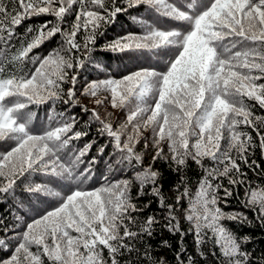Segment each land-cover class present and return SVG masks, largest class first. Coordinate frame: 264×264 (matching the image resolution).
Instances as JSON below:
<instances>
[{
  "label": "snow or ice",
  "instance_id": "obj_1",
  "mask_svg": "<svg viewBox=\"0 0 264 264\" xmlns=\"http://www.w3.org/2000/svg\"><path fill=\"white\" fill-rule=\"evenodd\" d=\"M141 8L147 16L132 15ZM121 14L140 30L107 37ZM34 16L55 20L21 35ZM57 37V47L35 51ZM97 50L119 57L116 75ZM81 97H94L106 113L108 105L122 110L124 120L114 127L111 113L102 116ZM41 105H48L46 122L34 128L30 106ZM257 105L264 109V0H0V203L8 214L0 213V252L11 253L0 264H163L138 246L160 224L154 214L141 217L151 205L141 206L146 195L157 198L163 227L179 234L178 243L193 237L201 259L264 264V255L244 247L251 237L224 223L264 228V186H252L241 166L260 168L248 159L257 147L264 157ZM93 126L106 143L88 139ZM149 149L153 163L168 161L181 173L173 202L162 194L160 173L144 166ZM189 161L203 171L194 193L182 175ZM135 168L133 194V180L115 173ZM239 186L253 219L221 207L240 198ZM176 259L197 264L183 246Z\"/></svg>",
  "mask_w": 264,
  "mask_h": 264
},
{
  "label": "trees",
  "instance_id": "obj_2",
  "mask_svg": "<svg viewBox=\"0 0 264 264\" xmlns=\"http://www.w3.org/2000/svg\"><path fill=\"white\" fill-rule=\"evenodd\" d=\"M132 15H139L141 17L147 16V13L144 11L143 8H141L139 11L136 9L131 10ZM46 20H55L54 17L51 16H34L30 20L24 21V23L17 29V31L22 35L28 25L32 26H38L41 23H43ZM130 30H135L139 31L140 29L138 26L134 25L131 22L130 17L127 14H121L117 17V20L114 24H110L107 26V32L106 35L107 37L111 38L114 37L118 34H123L127 31ZM104 41L103 37L99 38V42L102 44ZM60 43L59 38L57 37L56 39L46 42L41 48L35 50L36 52L40 53L41 55H44L49 49H52L54 47H57ZM94 56H97L99 59H104L105 56H107V61L106 63H110L111 67L113 69L112 75H116V68L119 63V57L118 56H113L111 53H104L102 55L99 54V50L97 52L93 53ZM123 55H128L123 54ZM153 62H156L155 57H149ZM124 63H128L127 60L124 61ZM147 66V65H145ZM31 67V66H29ZM95 98L94 97H81L80 103L81 104H86L89 109L92 108H97V110L100 112L102 116H105L107 113H111V116L109 117L110 122L113 124L114 127L118 126L123 120H124V114L122 113V110L120 109H113L111 108L110 105L107 107V113L105 112V109L103 107H98L95 105ZM249 103H254V102H249ZM64 105H58V110H62ZM31 110L35 113L34 116V121H33V127H39L42 123L46 122V113L48 110V105H41L39 107L37 106H30ZM72 111L76 112L77 114H80V107L77 105ZM113 112H117L116 115H114ZM254 112L256 115L259 116H264V109H260L259 106L257 105L254 108ZM84 119H88V116H84ZM241 128L247 132H249L256 143H259V138L256 136V133L252 131L251 128H248L246 126H241ZM262 133H264V128L261 129ZM150 132V130H149ZM149 132H145V135H148ZM95 137L97 139V144H103L106 143L108 138L105 137L103 139L97 137L96 135V128L93 126L91 128V134L88 139H91ZM85 141L81 140L78 144V146H83V143ZM2 143V142H0ZM223 143V142H222ZM139 147V146H138ZM97 146L94 145L92 151L90 152V156H96L97 155ZM0 150H3L2 147H0ZM112 147L109 145V147L106 150L105 153V158L107 157L108 153H111ZM154 150L149 149L145 152V157H144V166H147L149 164H152L154 170H157L160 173L159 177V182L162 184V194L165 196V198L168 200V202H173L174 196L177 194L175 191V187L177 184H180V190H183V184L180 183V176L181 173H176L173 171L172 167H170L169 162L158 159L153 163L152 161V156L154 155ZM87 159V158H86ZM249 162L251 160L255 159L259 164L260 168L255 169V171L247 169L246 167L241 165L243 170L247 172L248 174V179L251 181L252 186H264V157L261 155L260 149L257 147L254 151V154L248 157ZM205 164H210L209 161H205ZM97 168L104 170L105 169V159L100 158V162L96 165ZM139 168L135 169H127L124 172H119L117 171L115 173V176L117 178H128L132 179L134 182V187H133V194L137 191L138 184L135 181L134 178V172L139 171ZM182 175L185 177V183H187L191 189V191L194 193L198 187L199 180L203 176V171L195 165L193 162L189 161L188 167L184 170ZM223 183L225 186H227V179H224ZM239 191V197L237 198L235 195L229 199L227 207L221 204V207L224 208V211L230 212V211H242L246 212L248 217L250 219H253V214L251 211L248 209L244 208L241 199L244 197V187L239 186L238 187ZM17 192L20 193L21 190L17 189ZM223 195V193H220ZM45 199L48 200H54L55 198L52 197H47ZM151 201V205L149 208L145 209V211L141 214V217H146L149 214H154L157 218L160 219V224L156 225L154 228V233L152 237H147L145 236L143 240L140 242L138 246L143 249L144 247H148L150 254L152 256L153 261L159 262L163 260V264H177V259H176V254L177 252L181 249L183 246L184 248L187 249V254L191 255L196 258L197 264H215V261L213 257L210 255L207 257V259H201L200 256L198 255V250L196 249L193 241V237L191 235H188L185 240L183 245L178 243L180 240L179 234H171L169 233L164 227L165 221L163 220V211L158 209L157 206V198H154L150 195H146L144 197L140 198V204L141 206L145 203H148ZM186 203V202H185ZM7 206L3 203H0V213L4 215H8L7 212L5 211V208ZM15 206L13 205V208ZM40 207H45L44 205H40ZM24 209L20 210V214H24ZM6 224H11L13 223V219L11 216H8V219L5 220ZM225 225L229 227L230 230H232L235 234L238 236H249L251 237V243H248L244 245V247L251 251L254 257H260L264 255V228H262L258 223H254L252 226H243L239 225L230 221H224ZM2 227V225H0ZM184 227H187V224L184 223ZM18 231H21L22 229H17ZM0 235H3L2 232H0ZM167 241V246H165L162 242ZM208 245L203 246V251L208 252ZM11 253L10 252H0V256L2 257H8ZM106 250H105V255H106ZM186 261V257H185Z\"/></svg>",
  "mask_w": 264,
  "mask_h": 264
},
{
  "label": "rangeland",
  "instance_id": "obj_3",
  "mask_svg": "<svg viewBox=\"0 0 264 264\" xmlns=\"http://www.w3.org/2000/svg\"><path fill=\"white\" fill-rule=\"evenodd\" d=\"M114 113V115H116L117 114V112H113Z\"/></svg>",
  "mask_w": 264,
  "mask_h": 264
}]
</instances>
